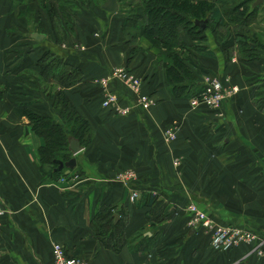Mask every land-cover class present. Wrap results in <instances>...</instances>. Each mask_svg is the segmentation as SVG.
<instances>
[{"label":"crops","instance_id":"1","mask_svg":"<svg viewBox=\"0 0 264 264\" xmlns=\"http://www.w3.org/2000/svg\"><path fill=\"white\" fill-rule=\"evenodd\" d=\"M246 1V15L257 18L246 26L251 25L254 39L256 27L264 31V0L254 7L255 0ZM25 7L34 12L36 24L21 38L11 30L17 24L29 27L19 13ZM113 12L99 6L83 13L88 23L75 25L72 35L57 43L40 0L19 5L0 0V207L5 210L0 264H53V242L85 264H264V255L253 250L256 241L226 251L213 248L207 232L187 225L186 212L190 201L219 223L247 225L264 237V34L260 44L250 42L259 58L255 61L234 53V66L227 65L224 49L233 45L232 37L217 42V48L206 43L208 53H197L199 72H213L222 85L239 88L214 112L201 104L191 107L186 97H172L164 68L153 65L151 41L128 33L122 17L117 25L103 22ZM230 14L221 13L222 22ZM93 29L99 33L90 35ZM31 32L44 36L36 39ZM183 39L184 45L193 41L184 32ZM45 50L79 68L82 80L69 87L40 82L37 63ZM115 64L141 79L142 92L155 101L147 109L132 105L131 93L117 79L106 89L117 94L119 103L131 105L130 111L117 116L101 104L107 90L94 79ZM45 83L51 90H42ZM60 92L90 123L93 135L73 155L75 166L63 167L71 178L45 182L38 155L44 139L32 130L26 112L64 124L53 104ZM256 94H261L259 104L253 100ZM172 127L175 136L167 140L164 130ZM133 190L138 197L131 200ZM189 190L200 192L198 198ZM147 193L165 202L162 219L153 223L146 217ZM103 205L113 208L115 221L117 211L127 213L126 244L118 251L105 247L96 233L93 220Z\"/></svg>","mask_w":264,"mask_h":264},{"label":"trees","instance_id":"2","mask_svg":"<svg viewBox=\"0 0 264 264\" xmlns=\"http://www.w3.org/2000/svg\"><path fill=\"white\" fill-rule=\"evenodd\" d=\"M16 2H27L28 0H15ZM46 0H40V5L49 18L51 30L56 42H62L73 33L71 26L66 18L67 5L64 0H49L45 6ZM230 9L223 8L224 0H127L129 7L124 16L123 28L133 36L147 38L151 43H160L165 49L169 65L165 68V80L168 91L172 97H189L196 92L199 87L193 73L185 66L181 59L176 55L175 48L183 47V32L196 36L199 34L197 25L194 24L196 18H211L222 22L221 13H232L241 7L246 0H240ZM245 1V2H244ZM51 2V3H50ZM118 2V0H117ZM221 5V8H220ZM248 9V5L246 6ZM230 21V20H229ZM239 28H246V24L237 22ZM237 41L242 42L245 38L242 33ZM240 37V38H239ZM244 51V50H243ZM242 51V52H243ZM254 47L246 48V53L251 55ZM40 67V78L48 82L61 84L63 87L72 86L82 80L81 70L75 66L61 63L60 57L49 51L43 52L37 63ZM196 88V89H195ZM62 106L58 112L65 120L54 122L49 115L39 116L30 113V121L33 122L32 130L35 134L43 137L44 143L38 147L39 162L43 175V181L55 180L60 176L67 177L62 170H56L57 160L66 161L70 159L71 152L67 147L70 138H77L80 146L90 143L93 132L90 123L76 112L74 105L64 97L60 92ZM59 97V98H60ZM28 112V111H27ZM29 115V114H28ZM144 199L150 209L146 212L147 219L153 223L161 220L165 208L163 198L152 194H145ZM113 208L110 206H101L95 213L94 224L97 229V235L105 247L118 251L126 244L124 235V226L127 221V213L117 211L120 214L118 220H114Z\"/></svg>","mask_w":264,"mask_h":264},{"label":"rangeland","instance_id":"3","mask_svg":"<svg viewBox=\"0 0 264 264\" xmlns=\"http://www.w3.org/2000/svg\"><path fill=\"white\" fill-rule=\"evenodd\" d=\"M2 1H3V3L5 2V0H2ZM64 1H65L66 5H67V8H68L67 11H66V14H65V18H66L67 22L71 26L73 25V28H75L74 27L75 25H77V27L80 28L82 24L88 23V21H87L88 17H86V15H84V14L85 13L86 14H89V12L93 11L94 8H96V7L98 8L100 5H102L104 3L105 0H64ZM238 1L241 2L240 0H224L225 3H223V6L222 7L223 8L225 7V8H229L230 9ZM28 2H29V0H28ZM45 2H46L45 3V6H49L48 5L49 0H46ZM19 3H21V2H17L18 5H19ZM117 6H119V9L116 12L111 13L110 16H108L106 19L103 20V22L106 21L107 24L109 22L110 23H115L116 25L122 22V20H120V19H121V17L123 18L126 10L129 8L127 6V0H118V5ZM246 6H247V3H243L241 7L237 8V10H235L228 17H226V22L223 20V23L222 24H220L217 20H213L211 18L209 20H208V18H201V19L196 18V20L194 21V24L197 25L196 31H198L199 34H196L195 37L192 36V35H190V34H187L191 38V40H193L192 41L193 43L190 42L189 44H185L186 46L183 45V47H176L175 48L176 55L179 57V59L182 60V62L190 70V72L193 73L194 79L192 81L197 80V82L199 83V87L197 88L196 92L193 93L191 96L195 95L196 93H198L199 91L202 90V87H203L202 85L204 84V82H205L204 79L206 77H212L213 76V77L219 78L218 76H216L215 74H213V72H212V74H203L202 72H199V69H197V67L194 64L195 62L197 63V58H196L197 57V53H198V55H201V53H206V52L208 53V51H206V48H207V46H205L206 43H207V45H212V47L217 48V46H218L217 42L222 43V41L224 39L225 40H229L232 37L231 39L233 40L232 41L233 45L230 46V47H227V48L225 47V49H224V57H226L227 61L229 62L227 64L229 66H234V64H235V62L233 60H230L231 56H233L234 53H237L238 54V56H237L238 58L241 57L242 59H244V60L246 59L247 61H253V60L255 61V60H258L259 59V58L256 59V57H257L256 56V53H254L253 51L251 52V55H248L246 53V48L249 46L250 42H252L253 40H254V42H256V43L258 42V44H260V41H262V35L264 34V31L261 29V26L259 25L258 27H256V31H253L255 33V35H254V39H252V37H251V25H250V27H248L249 28V30H248L247 28H243V29L239 28L238 27V26H240L239 24L237 25L236 28L235 27L232 28L231 26H229V23H228L229 22L228 20H231V21H234L235 23L239 22L241 24H246V26H248L247 24L250 23L251 20H255V22H256L257 21V18H254L253 19V18H251V16H247L246 15L247 14V11H248L247 8H246ZM220 8H221V5H220ZM263 8H264V6H263ZM20 12H21V15L22 16L25 15V16H23L24 17V20L26 22H28L30 25H29V27H27V26H24L23 27L22 24H17L16 23L17 25H15L16 26L15 29H12L11 31H13L14 34L18 35V37H21L22 38L23 36L26 35V33L28 31H30L31 27L32 28L35 27V24H36L35 23V17L36 16H35L34 12L32 10H30V8H27V7L19 10V13ZM257 16L258 15L255 14V17H257ZM43 17H45V13L44 12H43V15L39 16V18H40L39 22L41 21V19ZM201 20H205L206 21V26H205L204 29L198 30L199 29V26L197 24V21H201ZM43 25H44V23L41 22L39 26L43 28ZM44 28H46V27L44 26ZM11 31H9V32H11ZM95 32H98V30L97 29H93V31L91 32L90 35H93L94 36L95 35ZM236 33H238V36H240V33H242L245 39L242 42H240L239 40L237 41ZM141 36H143V35H141ZM141 36H135V37H141ZM153 46L155 47V51L152 52L153 53L152 60H155L153 62V65L155 67L156 66H158L160 68L163 67L164 68V72H165V68L170 63L169 60L167 59V55L165 53L166 51L163 48V46H161L160 43H157L156 41H155V44H153ZM9 50H11V49H9ZM3 52L4 51H2L0 53H3ZM5 53H7V50H5ZM236 63H238V62H236ZM115 65L113 67H115ZM116 66H119V65H116ZM206 73H209V72H206ZM199 76L200 77L202 76L203 79L201 77V79L198 80L199 79ZM39 81L42 82L41 79H39ZM165 84H166V87H167L168 86L167 83H165ZM228 84L231 85V86H235L236 88H238L235 84H231V83H228ZM255 85H258V82H256ZM42 86H43L42 87L43 88L42 89L43 91H45L48 88H50V90H51V87L47 83L43 84ZM52 89L54 90L55 88L52 86ZM236 93H234L232 96H230L228 98L233 97ZM59 95L60 94H57L54 97V100H53V104H54V106H57V108L63 107L62 104H61L62 101L60 102L61 97ZM258 95H261V94H256L255 96L258 97ZM191 96H189L187 98L189 99ZM255 96H254V99L253 100L257 104H259L260 103L259 101L261 99H260V97L257 98ZM62 97H64L63 93H62ZM225 99H227V97ZM30 113L33 114L32 111L26 112V115H27V117L29 119H30V117H29L30 116ZM31 123L33 124V122H31ZM255 129H256V127L252 131V132H254V135H256ZM259 145L261 146V144H259ZM73 155L74 154L71 153V157H73ZM257 160H258V162H260V159H258V158H255L254 162H256ZM70 176H72V175L69 174V176L67 178H71ZM212 188L213 187L209 185V188L208 189H210L211 192H212ZM189 192H190V194L191 193L196 194V197H197V193H200L198 191L191 192L190 190H189ZM189 203H190V201H189ZM188 205H187V207H188ZM187 207H186V209H187ZM0 210H2V213L1 214H3L4 211H5L4 208H2V207H0ZM208 215L210 217H212L210 214H208ZM225 224H229V223H225ZM239 226H243V225H239ZM243 227H245V225ZM246 227H247V225H246ZM199 230H202V229H199ZM255 233H257V232H255ZM257 234H259V233H257ZM259 235L263 236L262 234H259ZM220 250H222V249H220ZM226 250H229V249H225V251ZM68 255H70V254H68ZM255 255L256 256H259L257 254H255Z\"/></svg>","mask_w":264,"mask_h":264},{"label":"built area","instance_id":"4","mask_svg":"<svg viewBox=\"0 0 264 264\" xmlns=\"http://www.w3.org/2000/svg\"><path fill=\"white\" fill-rule=\"evenodd\" d=\"M117 79L118 82L123 84L126 89L131 93L132 105H139L143 109H147L155 101L154 99L142 92L141 79L131 72L130 68L123 65L111 68L107 74L101 75L99 78L94 79V83L103 86V89L107 90L112 80ZM202 85V90L191 96L189 105L191 107H197L199 104L214 110L219 111L223 100L227 97L232 96L238 91V88L231 85H222L223 83L217 77H206ZM119 99L115 92L107 90L104 92L102 103L104 106L111 108L115 111V115H125L130 111L131 105H124L118 102ZM165 135L167 140L173 139L176 130L165 129ZM175 164L178 163L175 161ZM124 179H128L130 174H124ZM131 200L138 197L137 191L133 190L129 196ZM186 211H188L187 225L194 229H202L207 232L210 236V245L215 249H231L242 242H254L256 241V250L260 254L264 255V237H259L254 231L247 227L219 223L213 217H210L205 210L200 209L195 203H189ZM2 210H0V215ZM51 255L53 264H85L82 258L77 256L67 255L64 247L56 242L52 243Z\"/></svg>","mask_w":264,"mask_h":264},{"label":"water","instance_id":"5","mask_svg":"<svg viewBox=\"0 0 264 264\" xmlns=\"http://www.w3.org/2000/svg\"><path fill=\"white\" fill-rule=\"evenodd\" d=\"M261 1L262 0H255L252 6L253 7L256 6L257 4L261 3ZM117 5H118L117 0H105L104 3L100 5V7L106 11L115 12L118 9ZM197 24L199 26L198 30L204 29L206 26V21L205 20L197 21ZM30 36L36 39H40L44 35L42 33L31 32ZM67 147H69V149L71 150L73 154H77V152L81 151L82 149L81 146H79V141L77 140V138H70ZM75 163H76L75 157H71L70 159L66 161L57 160L58 166L56 167V170H62L63 167H66L67 169H72L75 166ZM114 217L117 218L118 217L117 214H114Z\"/></svg>","mask_w":264,"mask_h":264}]
</instances>
